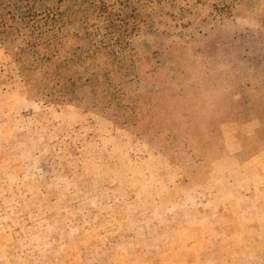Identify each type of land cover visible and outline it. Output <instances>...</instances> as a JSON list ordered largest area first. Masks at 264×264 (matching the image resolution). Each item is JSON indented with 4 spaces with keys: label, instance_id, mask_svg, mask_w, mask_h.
I'll return each mask as SVG.
<instances>
[{
    "label": "rangeland",
    "instance_id": "374dc122",
    "mask_svg": "<svg viewBox=\"0 0 264 264\" xmlns=\"http://www.w3.org/2000/svg\"><path fill=\"white\" fill-rule=\"evenodd\" d=\"M0 264H264V0H0Z\"/></svg>",
    "mask_w": 264,
    "mask_h": 264
}]
</instances>
